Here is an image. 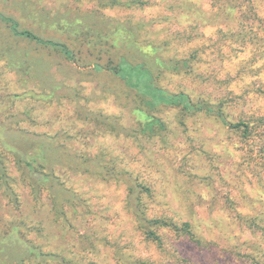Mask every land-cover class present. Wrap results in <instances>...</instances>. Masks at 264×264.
Wrapping results in <instances>:
<instances>
[{
  "label": "rangeland",
  "instance_id": "374dc122",
  "mask_svg": "<svg viewBox=\"0 0 264 264\" xmlns=\"http://www.w3.org/2000/svg\"><path fill=\"white\" fill-rule=\"evenodd\" d=\"M0 11L75 56L0 22V264H264V0H0ZM117 26L188 60L159 84L219 104L248 134L171 106L153 111L164 129L135 134L133 94L93 70L106 54L90 37ZM131 189L146 217L174 227L149 238Z\"/></svg>",
  "mask_w": 264,
  "mask_h": 264
},
{
  "label": "trees",
  "instance_id": "16d2710c",
  "mask_svg": "<svg viewBox=\"0 0 264 264\" xmlns=\"http://www.w3.org/2000/svg\"><path fill=\"white\" fill-rule=\"evenodd\" d=\"M0 22L6 25L9 35L14 40L30 41L37 45L57 49L66 59L74 61L75 56L73 51L66 42L45 38L30 29L20 28L18 20L1 11ZM62 26H66L67 33L75 31L69 25L62 24ZM132 27L134 31L131 28L122 29L118 26L115 29H110L108 32H93L92 29L88 30V28L82 31H85V36L93 32L90 38L95 39V44L98 43V53H100L101 57L106 54L104 62L93 63V70L95 72L108 71L133 94L135 102L132 111L135 114L136 121H139L138 126L133 130L135 134H153L156 131L164 129L163 122L153 111L155 112L161 107L166 106L179 107L183 114L188 115L202 112L206 116L217 118L222 124L230 128L241 130L244 135L248 134V124L242 121L231 122L227 120L219 104H211L204 100H193L184 91L172 92L162 87L158 81L162 77L163 71H179L182 66L187 67L188 60L163 59L158 54L159 45L153 42L138 40L135 34L138 26ZM75 33L79 36V32L76 31ZM121 44L125 45L126 50H120L124 48ZM112 48H116L115 54L112 52ZM18 161L25 164L28 173L37 172L35 158L20 156ZM40 176L43 179H48L46 174H41ZM134 186L140 187V184L137 183ZM133 189L130 190V199L134 215L138 225L149 238H156V234L153 231L154 227H174L173 223L164 218L146 217L139 206L140 198ZM184 226L188 228V224ZM34 251V247L27 245L23 253L31 254ZM39 254L41 255L42 253Z\"/></svg>",
  "mask_w": 264,
  "mask_h": 264
}]
</instances>
